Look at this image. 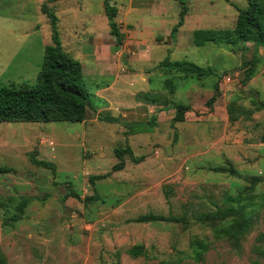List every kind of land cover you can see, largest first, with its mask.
<instances>
[{
  "label": "rangeland",
  "instance_id": "obj_1",
  "mask_svg": "<svg viewBox=\"0 0 264 264\" xmlns=\"http://www.w3.org/2000/svg\"><path fill=\"white\" fill-rule=\"evenodd\" d=\"M109 1L118 8L120 42L111 31L104 0H0V84L37 82L45 47L53 43L49 17L42 11L46 2L58 17L63 48L83 65L89 64L82 58L84 49H102L96 37H106L128 80L119 84L126 91H118V98L139 100L143 106L105 108L103 116L115 119H98L93 111L105 102L84 73L81 84L91 103L86 126L81 121L0 122V164L12 167L0 174V248L8 264H264L256 250L263 210L240 249L216 238L212 224L202 217L237 215L230 198L253 175L263 178L255 192H264V45L244 42L235 31L238 7L248 1L184 0L185 21L173 35L168 29L179 20L182 0H169L165 14L149 13L154 0ZM137 22L157 29L155 38L137 34ZM200 28L222 29L231 42L197 45L193 31ZM254 55L257 71L244 83L239 65ZM147 57L156 64H147ZM165 57L211 66L220 77H176L171 92L165 83L169 74L157 64ZM140 69L153 71L145 75L149 83L142 84L152 89L136 93L139 86L129 81ZM226 75L231 81L226 89L219 87L209 106L215 84L221 85ZM173 100L195 105L199 115L175 121L174 107L161 118L146 109L152 101L158 112L159 104ZM128 144L143 158L135 162L126 154L127 168L115 170V150ZM35 150L38 158L55 163V171L32 162ZM231 163L234 174L210 169ZM135 194L139 199H130ZM24 197L27 204L20 211ZM149 212L180 219L135 220ZM15 213L20 217L13 218ZM197 239L209 243L201 256L193 245ZM137 243L145 244V254L127 252Z\"/></svg>",
  "mask_w": 264,
  "mask_h": 264
},
{
  "label": "trees",
  "instance_id": "obj_2",
  "mask_svg": "<svg viewBox=\"0 0 264 264\" xmlns=\"http://www.w3.org/2000/svg\"><path fill=\"white\" fill-rule=\"evenodd\" d=\"M57 1V0H51ZM246 7H238V15L235 24V31L239 39L251 41L255 45H264V0H247ZM182 10L178 22L172 27V35L183 23L185 13L188 7L182 0ZM42 11L48 15L53 43L46 45L44 61L38 74L37 82L29 83H9L0 84V122L8 121H84L91 107L90 100L83 90L82 82L84 79L83 63L79 58L69 54L61 43L58 30L56 13L44 2ZM104 12L109 19L112 33L115 34L116 40L120 42L122 33L119 24L115 20L118 8L104 0ZM194 42L197 45H203L207 41L224 40L231 42L230 37L226 35L222 29L200 28L196 29L193 34ZM259 59L255 55L250 60H243L239 65L243 68V82L249 81L256 73ZM168 75L165 79L166 86L171 92H174V78L197 77L204 79L209 76H218L219 74L211 66H202L188 60H172L165 57L158 63ZM220 77V75H219ZM218 81V80H217ZM218 82L215 84V93L207 101L212 104L215 98L220 94ZM264 105V103H262ZM171 106L175 108V121H184L192 117L198 116L199 109L196 106L183 103L182 101H172ZM211 114L212 111L208 112ZM101 119L113 120L114 116H100ZM261 140L264 142V130L261 134ZM36 151L31 153L33 163L51 168L55 171V163L38 158ZM119 161L114 165L115 170L122 169L125 165V155L129 154L134 161H140L143 156H135L132 147L128 144L125 147L119 146L115 150ZM211 170L236 173L235 167L232 165H215L210 166ZM12 167L0 164V174L7 173ZM103 174L102 176H105ZM263 178L259 175L249 177V183L239 190L236 196L231 197V201L237 204L238 214L226 220H220L210 217V213L203 214V219L212 224L214 234L218 239H227L233 247L240 249L246 235L251 232L256 225L260 212L264 211V192L256 193V186ZM77 194V193H76ZM88 199H91L88 198ZM27 204L24 197L18 203V209L23 211ZM236 207V206H235ZM250 207V210L246 208ZM242 211V212H239ZM232 212V211H230ZM20 214L15 213L13 218H19ZM175 216H167L158 213H144L135 218L139 222H149L156 220H177ZM264 221V217H263ZM256 250L264 257V229L260 231L256 237ZM194 246L198 248L196 251L198 256L207 250L209 243L197 239ZM146 246L143 243H137L127 249V252L133 256H139L146 253ZM0 264H8L6 253L0 248ZM160 264H181V261L169 262L161 261ZM251 264H260L258 260H253Z\"/></svg>",
  "mask_w": 264,
  "mask_h": 264
},
{
  "label": "crops",
  "instance_id": "obj_3",
  "mask_svg": "<svg viewBox=\"0 0 264 264\" xmlns=\"http://www.w3.org/2000/svg\"><path fill=\"white\" fill-rule=\"evenodd\" d=\"M168 1L169 0H154L153 5L151 6L149 13L150 14H156V13L157 14H165L168 10L167 9ZM129 9H133L132 5H130ZM184 21H185V19H184ZM184 21H183V23H184ZM183 23L181 25H183ZM136 25L138 26L137 34H139L141 36H144L145 34H151L155 38V35L157 34V31H156L157 29L156 30L155 29H145L140 22H137ZM166 30L167 29H164V31H166ZM195 30L196 29H194V31ZM194 31H193V34H194ZM168 32L170 35H172V29L171 30L168 29ZM113 35L115 36L114 33H113ZM97 38H99L98 42H101V44L103 45L102 49L99 48L98 45H94V46L92 45V46H87L84 49V52L82 53V58L84 60H89L88 61L89 62L88 67H87V65L86 66L84 65L83 72L85 73L86 78H88L89 80H92L93 82L96 83V88H95L96 97L99 99H103L105 102L104 106H100L98 109H94L93 112L96 113V115L98 116L97 118L98 119L101 118L100 116L103 115V111L105 108L106 109L116 108L118 110L122 109V111L123 110L127 111L130 105L131 106L133 105L135 108H138V109L140 107H143V106H140L141 102H139V100H135L134 102H131V101H124V100L121 101V99L118 98V96H117L118 91H120V90L126 91V89H124V88H119V84L120 83H122V84L128 83V80L126 79L127 76L125 74H121V72H120L122 67H121L120 62L117 60V57L114 53V51H115L114 47L111 45L110 46L106 45V43H105L106 37L102 38V37L97 36L96 39ZM193 41H194V38H193ZM163 44H164V42H163ZM145 60L148 62L147 64H152L151 66H154V64H156V63H154L155 61H153L149 57L145 58ZM159 62H157V64ZM147 64H143V66H145ZM150 73H153V71L147 70V69H140V70L135 71L136 78L131 79L129 81L130 85L139 86L137 89H135L134 92L138 93L139 91H143V90L149 91L150 89H152V86H150V85L147 87H146V84L144 87L142 85L144 83H149L148 78H146L145 75H148L150 77V75H149ZM219 87H220L221 91L223 89L222 87H225V89H226L227 88V82L223 81L222 84L219 85ZM171 102L172 101H170L168 104H159L158 105L159 111L157 112L156 111L157 104L155 102L151 101V103H149V105L147 106L146 109L148 110L149 113H154V114L157 113L160 118L165 117L167 115V112L172 108ZM191 106H195V105H191ZM89 113H91V111L88 112L87 118L84 121H82L84 126H86V123L90 119ZM155 122H156L155 119H153L151 121L152 124ZM135 162H137V161H135ZM126 168H127V166L124 165V167L122 169H119V170H125ZM130 199L138 200L139 194L133 195Z\"/></svg>",
  "mask_w": 264,
  "mask_h": 264
},
{
  "label": "built area",
  "instance_id": "obj_4",
  "mask_svg": "<svg viewBox=\"0 0 264 264\" xmlns=\"http://www.w3.org/2000/svg\"><path fill=\"white\" fill-rule=\"evenodd\" d=\"M222 80L225 82H229V81H231V77L229 75H226L222 78Z\"/></svg>",
  "mask_w": 264,
  "mask_h": 264
}]
</instances>
